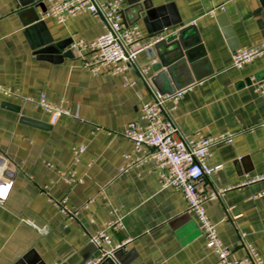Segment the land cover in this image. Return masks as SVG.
<instances>
[{"label": "crops", "instance_id": "0c3cea01", "mask_svg": "<svg viewBox=\"0 0 264 264\" xmlns=\"http://www.w3.org/2000/svg\"><path fill=\"white\" fill-rule=\"evenodd\" d=\"M120 1L123 23L139 25L146 39L169 36L167 29L178 21L194 26L188 35H196L191 44L200 43L193 54L200 79L183 88L173 118L187 136L234 134L233 144L211 149L209 167L222 168L204 178L201 188L233 256L245 255L244 233L264 259V180L252 182L264 177V130L257 127L264 120V98L254 86L264 85V57L241 70L232 61L234 51L264 43V10L256 14L262 1ZM37 6L23 9L19 0H0V81L26 97L45 94L70 115L53 126L35 104L0 99V153L7 159L0 177V264H80L98 254L91 237L120 218L124 229L108 231L113 245L132 242L105 264H218L181 191L162 189L150 165L120 172L125 155L137 158L123 133L152 99L150 86L137 68L97 77L85 68L89 56L82 58L73 41L102 35L100 17L82 14L62 25L44 18L47 0ZM159 63L155 49L137 60L148 68L154 89L152 79L164 71ZM159 83L163 87L166 80ZM80 145L86 152L76 163L73 148ZM70 173L78 181L67 182ZM55 202L77 210V218L65 217Z\"/></svg>", "mask_w": 264, "mask_h": 264}, {"label": "built area", "instance_id": "2783aa9c", "mask_svg": "<svg viewBox=\"0 0 264 264\" xmlns=\"http://www.w3.org/2000/svg\"><path fill=\"white\" fill-rule=\"evenodd\" d=\"M223 9V8H222ZM214 13V10L210 11ZM82 14H91L100 17L104 22L105 32L91 41H73L72 47L84 59V66L95 77L103 72L113 76L125 75L130 69L137 68L141 78L150 86L152 99L143 104L140 119L127 125L123 136L133 144V153L124 156L125 166L121 173L134 168L150 165L158 174L162 189L181 191L187 208L198 219L202 234L206 239V247L218 259V264H264V259L256 247L246 241V234H240L241 246L245 250L242 258H235L231 249L219 237L214 223L207 211L208 196L201 185L206 177L213 175L222 168V165L209 167L211 149L218 145L234 143V134L221 133L219 135H203L197 133L187 136L182 133L176 124L173 113L178 103L183 99L187 89H181L172 94H162L152 88L147 78L148 68L138 67L137 60L140 54L150 52L154 46L166 37L157 35L146 39L139 25H125L122 16L120 0H47L44 18L53 19L58 24H66ZM84 55V56H83ZM264 57V43L259 47L238 49L233 52V67L241 70L247 63ZM129 85H135L130 82ZM256 92L264 98V85L255 83ZM0 99H21L40 107L50 115V123L56 125L64 115L70 112L52 104L45 94L38 99L22 95L19 89L5 85L0 81ZM257 127L264 130V120ZM86 152L84 145L73 148V158L76 163L81 161ZM7 169V159L0 153V177ZM65 180L69 183L78 181L74 173H70ZM264 180L256 177L252 182ZM222 189L218 194L231 190ZM4 198L0 197V204ZM61 213L70 220H75L78 211L55 202ZM87 208V205H85ZM231 209H229V214ZM124 229L122 218L109 221L104 228L91 237V242L97 247L99 255L89 259L85 264H104L107 259H115L117 252H125L132 242L127 238L121 243L113 245L109 230ZM43 231V229H39Z\"/></svg>", "mask_w": 264, "mask_h": 264}, {"label": "water", "instance_id": "95a60500", "mask_svg": "<svg viewBox=\"0 0 264 264\" xmlns=\"http://www.w3.org/2000/svg\"><path fill=\"white\" fill-rule=\"evenodd\" d=\"M40 1L41 0H19L23 9H35V6H37ZM261 1V9L256 11V14H261L264 10V0ZM190 23L191 22L184 23L182 21L174 23L173 27L167 29L171 34L154 46L160 61L157 67L164 71H162L159 76L152 79L151 82L156 87V90L162 94L175 93L200 79L197 75L198 68L195 67L198 59L193 57L194 51L200 46V43H190L196 37V35L193 34L188 35V32L194 29V26L190 25ZM189 76L190 79L185 83L179 82L181 78H189ZM161 79L166 80V85L163 87L159 83ZM93 246L97 249L94 244ZM97 252L98 254L96 256L99 255L98 249ZM120 253L123 252L120 251L115 254L116 259H118ZM91 258L93 257L83 259L80 264H85ZM110 261H113V259H107L105 263Z\"/></svg>", "mask_w": 264, "mask_h": 264}]
</instances>
